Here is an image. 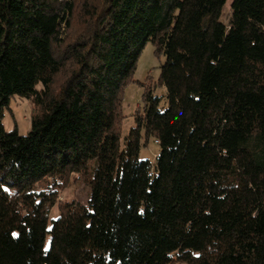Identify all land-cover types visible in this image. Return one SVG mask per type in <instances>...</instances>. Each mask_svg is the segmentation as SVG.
Segmentation results:
<instances>
[{
    "label": "trees",
    "instance_id": "obj_1",
    "mask_svg": "<svg viewBox=\"0 0 264 264\" xmlns=\"http://www.w3.org/2000/svg\"><path fill=\"white\" fill-rule=\"evenodd\" d=\"M147 42L165 93L121 140ZM179 263L264 264V0H0V264Z\"/></svg>",
    "mask_w": 264,
    "mask_h": 264
},
{
    "label": "rangeland",
    "instance_id": "obj_2",
    "mask_svg": "<svg viewBox=\"0 0 264 264\" xmlns=\"http://www.w3.org/2000/svg\"><path fill=\"white\" fill-rule=\"evenodd\" d=\"M227 1L223 10V19H226L228 12ZM164 61V56H157L154 53V47L151 42H147L142 49L135 66V70L131 76V81L124 87L121 102V112L123 114L122 121L119 124V132L121 140L128 133L131 126L134 125L133 114L138 107H142V95L147 87H152L155 94L164 95L165 89L156 86V80L159 75L160 66ZM62 76L58 75L55 79V86L61 81ZM34 112L33 103L18 95L11 97L9 105L4 110L2 123L6 130L16 127L19 134H26L30 128V118ZM159 148L153 138H150L146 145H142L139 151V158L154 160ZM53 186L57 194L58 201H69L75 199L81 203H86L89 197L90 189L82 180L74 181L72 178L68 181L58 180ZM59 183V184H58ZM62 183V185H61ZM48 184H52V180L48 179ZM45 184L37 185V189L44 188ZM57 213L56 207L52 209V215ZM48 239V238H47ZM182 264V263H179Z\"/></svg>",
    "mask_w": 264,
    "mask_h": 264
}]
</instances>
